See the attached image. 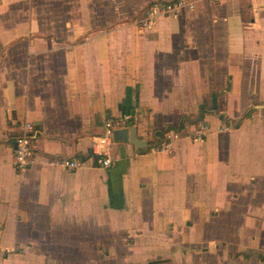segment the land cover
Segmentation results:
<instances>
[{"label":"crops","instance_id":"1","mask_svg":"<svg viewBox=\"0 0 264 264\" xmlns=\"http://www.w3.org/2000/svg\"><path fill=\"white\" fill-rule=\"evenodd\" d=\"M152 1L0 0V264H264V0Z\"/></svg>","mask_w":264,"mask_h":264},{"label":"built area","instance_id":"2","mask_svg":"<svg viewBox=\"0 0 264 264\" xmlns=\"http://www.w3.org/2000/svg\"><path fill=\"white\" fill-rule=\"evenodd\" d=\"M216 1V0H213ZM195 0H155L150 2L140 19L136 20L140 26L150 27L154 21L162 15H177L185 8L193 9ZM135 123V117L130 113H123L118 116H108L104 122L103 131L95 137L91 144L93 165L100 168H109L113 165L112 158L105 152L106 146L111 142L110 135L114 129L128 128ZM35 125L32 122H25L21 131L14 138V156L12 164L15 169L21 170L31 162V153L33 148V138L35 134ZM206 126L201 128V133ZM178 132L167 134L168 138L177 137ZM199 137L198 135L194 138ZM169 143H162L160 149H168ZM52 163L62 166L68 170H74L82 165L77 158H55Z\"/></svg>","mask_w":264,"mask_h":264},{"label":"water","instance_id":"3","mask_svg":"<svg viewBox=\"0 0 264 264\" xmlns=\"http://www.w3.org/2000/svg\"><path fill=\"white\" fill-rule=\"evenodd\" d=\"M111 140H122L125 142H132L136 146H144L145 140L136 137V127L130 126L128 128L114 129L110 135ZM148 264H155V261H150Z\"/></svg>","mask_w":264,"mask_h":264}]
</instances>
